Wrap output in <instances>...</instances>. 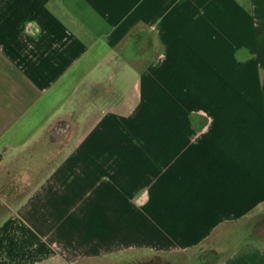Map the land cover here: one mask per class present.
Here are the masks:
<instances>
[{
	"label": "crops",
	"instance_id": "obj_1",
	"mask_svg": "<svg viewBox=\"0 0 264 264\" xmlns=\"http://www.w3.org/2000/svg\"><path fill=\"white\" fill-rule=\"evenodd\" d=\"M262 227L264 0H0V264H264Z\"/></svg>",
	"mask_w": 264,
	"mask_h": 264
},
{
	"label": "rangeland",
	"instance_id": "obj_2",
	"mask_svg": "<svg viewBox=\"0 0 264 264\" xmlns=\"http://www.w3.org/2000/svg\"><path fill=\"white\" fill-rule=\"evenodd\" d=\"M5 213H3V217ZM261 236H264V227L259 231ZM217 247H202L192 252H161L154 250L140 252L137 250H125L123 246L115 247L110 253L104 254L102 251L101 257L95 261H85V264H197L196 259L200 255H211L218 253ZM109 251V250H108ZM104 254V255H103Z\"/></svg>",
	"mask_w": 264,
	"mask_h": 264
}]
</instances>
